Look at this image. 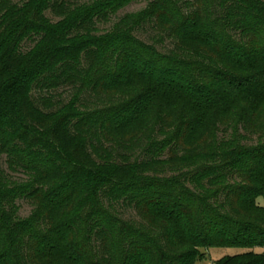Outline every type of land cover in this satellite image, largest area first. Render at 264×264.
<instances>
[{
    "label": "trees",
    "instance_id": "obj_1",
    "mask_svg": "<svg viewBox=\"0 0 264 264\" xmlns=\"http://www.w3.org/2000/svg\"><path fill=\"white\" fill-rule=\"evenodd\" d=\"M135 1L0 0V264H264V0Z\"/></svg>",
    "mask_w": 264,
    "mask_h": 264
},
{
    "label": "rangeland",
    "instance_id": "obj_2",
    "mask_svg": "<svg viewBox=\"0 0 264 264\" xmlns=\"http://www.w3.org/2000/svg\"><path fill=\"white\" fill-rule=\"evenodd\" d=\"M14 1H18V0H14ZM146 4V0H138L135 1L133 3H130L129 5H127L124 9H122L119 12V16L123 15L126 12H134L137 11L141 8H143ZM109 25H102L101 27H108ZM166 45L168 44V41L165 43ZM29 44H27L25 47H28ZM58 93H62V97L66 98L68 95V90H59ZM172 96V93L168 91V89H164V97H162V100L164 101H169L170 97ZM0 167L6 169V166L4 164V160L1 159L0 160ZM13 176H17V174L12 173ZM258 203L260 205H264V198H259ZM19 215L21 217H25L30 213L31 210V206L28 202L24 201V200H20L19 201ZM124 215L126 217H132V211H124ZM57 240V239H55ZM246 251V249L244 248H238V247H212L209 248L208 250L204 251V257H202L201 259L196 260V262L194 264H215L219 259L226 257V256H234L236 254H240L242 252ZM255 252H261L262 249L260 247H255L254 248ZM65 253V249H60V250H56L54 252V256H52L51 258L56 261V262H60L62 264H71V261L69 260L70 258L68 257H64L63 254Z\"/></svg>",
    "mask_w": 264,
    "mask_h": 264
}]
</instances>
